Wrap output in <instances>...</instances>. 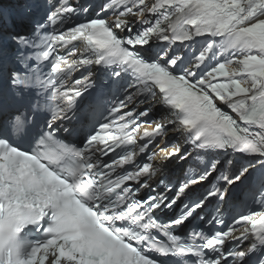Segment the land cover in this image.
I'll list each match as a JSON object with an SVG mask.
<instances>
[{"label":"snow or ice","instance_id":"obj_1","mask_svg":"<svg viewBox=\"0 0 264 264\" xmlns=\"http://www.w3.org/2000/svg\"><path fill=\"white\" fill-rule=\"evenodd\" d=\"M0 264H264V0L0 3Z\"/></svg>","mask_w":264,"mask_h":264},{"label":"bare ground","instance_id":"obj_2","mask_svg":"<svg viewBox=\"0 0 264 264\" xmlns=\"http://www.w3.org/2000/svg\"><path fill=\"white\" fill-rule=\"evenodd\" d=\"M2 2H4V0H2ZM169 136H171L172 139H179V138H176L174 135H173V132H170L169 133ZM155 163V162H154Z\"/></svg>","mask_w":264,"mask_h":264}]
</instances>
